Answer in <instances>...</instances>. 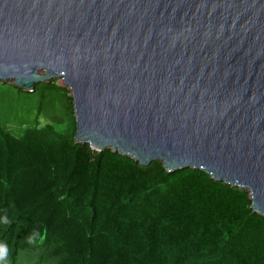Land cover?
<instances>
[{
	"label": "water",
	"instance_id": "95a60500",
	"mask_svg": "<svg viewBox=\"0 0 264 264\" xmlns=\"http://www.w3.org/2000/svg\"><path fill=\"white\" fill-rule=\"evenodd\" d=\"M56 79L75 143L201 170L264 217V0H0V82Z\"/></svg>",
	"mask_w": 264,
	"mask_h": 264
},
{
	"label": "trees",
	"instance_id": "16d2710c",
	"mask_svg": "<svg viewBox=\"0 0 264 264\" xmlns=\"http://www.w3.org/2000/svg\"><path fill=\"white\" fill-rule=\"evenodd\" d=\"M53 88L27 92L38 113ZM63 90L64 128L55 115L15 136L0 121V264H264L247 191L75 143Z\"/></svg>",
	"mask_w": 264,
	"mask_h": 264
},
{
	"label": "rangeland",
	"instance_id": "374dc122",
	"mask_svg": "<svg viewBox=\"0 0 264 264\" xmlns=\"http://www.w3.org/2000/svg\"><path fill=\"white\" fill-rule=\"evenodd\" d=\"M57 88L47 90L51 100L49 107H42L38 113V98L35 94L19 90L10 84L0 82V121L7 125L15 136H20L24 130L50 123L55 115L61 120V127L64 128L69 122L68 112H65L63 104L65 102L64 90L67 87L61 79L55 80ZM68 91V96H69ZM48 97V98H49ZM48 98L46 100H48ZM55 103V104H54Z\"/></svg>",
	"mask_w": 264,
	"mask_h": 264
}]
</instances>
